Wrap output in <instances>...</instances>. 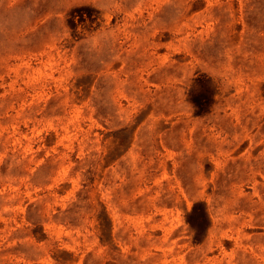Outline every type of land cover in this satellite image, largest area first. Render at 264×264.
I'll list each match as a JSON object with an SVG mask.
<instances>
[{"label":"rangeland","instance_id":"374dc122","mask_svg":"<svg viewBox=\"0 0 264 264\" xmlns=\"http://www.w3.org/2000/svg\"><path fill=\"white\" fill-rule=\"evenodd\" d=\"M0 264H264V0H0Z\"/></svg>","mask_w":264,"mask_h":264}]
</instances>
